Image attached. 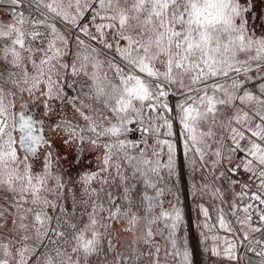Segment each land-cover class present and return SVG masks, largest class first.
<instances>
[{"label":"snow or ice","instance_id":"snow-or-ice-1","mask_svg":"<svg viewBox=\"0 0 264 264\" xmlns=\"http://www.w3.org/2000/svg\"><path fill=\"white\" fill-rule=\"evenodd\" d=\"M0 264H264L259 0H0Z\"/></svg>","mask_w":264,"mask_h":264},{"label":"flooded vegetation","instance_id":"flooded-vegetation-1","mask_svg":"<svg viewBox=\"0 0 264 264\" xmlns=\"http://www.w3.org/2000/svg\"><path fill=\"white\" fill-rule=\"evenodd\" d=\"M260 6H264V0H259Z\"/></svg>","mask_w":264,"mask_h":264}]
</instances>
